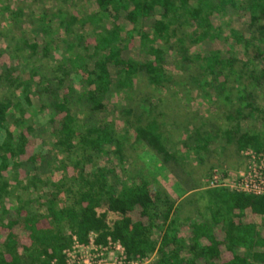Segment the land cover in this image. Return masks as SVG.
<instances>
[{"label":"trees","instance_id":"trees-1","mask_svg":"<svg viewBox=\"0 0 264 264\" xmlns=\"http://www.w3.org/2000/svg\"><path fill=\"white\" fill-rule=\"evenodd\" d=\"M51 1L32 10L30 38L14 31L25 7L0 0L15 52L0 46V264H64L73 237L152 264H264V194L203 187L191 166L204 181L226 174L211 158L264 153V0ZM129 129L183 193L126 168Z\"/></svg>","mask_w":264,"mask_h":264},{"label":"rangeland","instance_id":"rangeland-1","mask_svg":"<svg viewBox=\"0 0 264 264\" xmlns=\"http://www.w3.org/2000/svg\"><path fill=\"white\" fill-rule=\"evenodd\" d=\"M77 2L80 3L81 0H77ZM10 3H12L13 6H20V7L23 6V7H25V9H24V15L25 16L22 17L23 22L21 23V27L18 26L17 28H14V31L16 33L20 34V31L23 30L24 33H26L25 36L30 37V38L33 37L35 35V32L37 31V29L34 28L33 25H32V23L34 22V17H35L33 15L32 10L34 11V10L39 9L40 7H44L46 10L50 11V9H53V7L55 6V3H53L51 0H43V2L40 1V0H37L36 2H34L33 0H10ZM25 13H27V15L29 14L30 17H32V20H31L32 22L30 21V18H28V16H26ZM35 20L37 21V19H35ZM0 21H1V19H0ZM234 24L236 25V23H234ZM6 26L7 25L5 23H3L2 27L5 28ZM12 42L13 41H11L10 43H12ZM0 46L4 49L6 55L9 54L10 56L11 55L13 56V54L15 53L13 51V48L10 47L8 45V43L3 38H0ZM54 53H55L54 54L55 56H60L59 50L58 51L55 50ZM13 59L14 60H11V58H7L6 61L8 62L9 65L18 63V67L19 68H21V66L23 68L25 67L23 69V76L25 78H27L28 74H27L26 71H28V70H27V67L25 66V64L26 65H29V64L27 63L26 59L21 58L20 61H18L19 59L16 60V56L13 57ZM19 63H20V65H19ZM163 93H164V91L162 92V94ZM209 105H210V103H203L202 110H204V111H206L208 113L209 111L207 110V108L209 107ZM127 106H128L127 102L120 101V102H118L116 104V112L115 113L113 111H108V113L111 114V116H112V117L110 116V118L114 119L116 122H119V124H120L119 126L122 127V128H118L119 129L118 132H120V129H123L124 125H123L122 120H124L123 116L125 114V110H126ZM29 113L32 115L33 120L35 122H39L41 124H45L46 116L43 113L37 112L34 108H32L29 111ZM108 113H106V114L109 115ZM110 118H108V119H110ZM253 122L252 123L257 126L258 121L253 120ZM50 138H47L45 140L46 141L45 142L46 143V149L50 150V153H51L52 157H54L56 159V161L58 162V160H60L63 157V153L60 151L59 148L52 147ZM127 138H128V141H126L125 153L127 155H131V156H129L128 158L125 159L124 165L126 166V168H128L130 166V169H131V166H133V169H136L138 167L139 168L143 167L144 171L155 170V172L159 173L158 176H160V181H161V183L163 185L171 187L174 191H176V193H180V192L183 193L184 192L183 191L184 187L182 186V183H180L181 179L179 178V176L176 175L174 178L169 177V173H170L171 169H168V167L166 169H160L159 168V164L157 162H153L151 160V156L149 154H147V153L145 154V148L141 147V145L132 149V147L130 146V144L133 142L132 129L128 130ZM215 158L217 159V161L215 160ZM215 158L214 159L211 158L210 159L211 162H214L216 165L221 167V169L223 171H226V175H228V176L232 175V173H231L232 171L241 169L243 167V164L239 163L240 158H238L237 156L232 157L231 155L228 156L226 154H223V155L217 156ZM150 160H151V162H150ZM152 166H153V168H152ZM191 166L196 169V172H195L196 176H195V179H194L195 183L198 184V185L202 184L204 181L202 180L200 175L202 174V171H203L204 168L203 167L199 168V165L196 164L195 162H193L191 164ZM60 170H58L56 168H53L52 172H51V175L52 176L54 175L53 177H59L60 175H62V171H60ZM229 170H231V171H229ZM202 186L206 187L205 184L202 185ZM40 195L45 198V195H44L43 191H42V194H40ZM66 202L67 201H66L65 197H63V194L60 195V197H58V199H57V203L60 206H63ZM39 211L42 214L46 213L45 208L42 207V206H40ZM194 214H195V211H194ZM194 214H193V216H194ZM107 218H108L109 221H112L113 219L116 218V215H114L112 213H108ZM154 259H155L154 255L149 256L148 257V264H152Z\"/></svg>","mask_w":264,"mask_h":264},{"label":"built area","instance_id":"built-area-1","mask_svg":"<svg viewBox=\"0 0 264 264\" xmlns=\"http://www.w3.org/2000/svg\"><path fill=\"white\" fill-rule=\"evenodd\" d=\"M246 161L241 169L228 176L214 169L204 182L206 187H228L247 194H264V153L242 152ZM72 246L64 250V264H148V258L128 259L119 241L110 238L104 246L96 245L90 237L87 244L75 237Z\"/></svg>","mask_w":264,"mask_h":264},{"label":"crops","instance_id":"crops-1","mask_svg":"<svg viewBox=\"0 0 264 264\" xmlns=\"http://www.w3.org/2000/svg\"><path fill=\"white\" fill-rule=\"evenodd\" d=\"M239 170V169H238ZM238 170H235V171H232L231 173H232V175L236 172V171H238ZM229 171H231V170H229Z\"/></svg>","mask_w":264,"mask_h":264}]
</instances>
